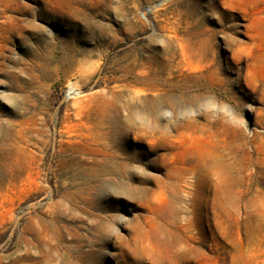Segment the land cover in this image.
Returning <instances> with one entry per match:
<instances>
[{
	"label": "rangeland",
	"instance_id": "374dc122",
	"mask_svg": "<svg viewBox=\"0 0 264 264\" xmlns=\"http://www.w3.org/2000/svg\"><path fill=\"white\" fill-rule=\"evenodd\" d=\"M258 20L264 0H0V264H264Z\"/></svg>",
	"mask_w": 264,
	"mask_h": 264
},
{
	"label": "bare ground",
	"instance_id": "6f19581e",
	"mask_svg": "<svg viewBox=\"0 0 264 264\" xmlns=\"http://www.w3.org/2000/svg\"><path fill=\"white\" fill-rule=\"evenodd\" d=\"M254 23H258L259 27L261 28V31H264V20H258V21H255ZM76 85L77 84H75V83L71 84L70 93L72 94V96L81 94V91L76 87ZM206 153L207 154L210 153V150L207 148L205 150H203V149L202 150L201 149L200 150H197V149L190 150V155H192L195 158H198V157H200ZM205 169H206V171H217V173H219L220 169H221V165L217 161H210V162L206 163ZM188 185L190 186V184H188ZM181 228H182V230L186 231L185 232L186 234H185V237L181 238L180 245H182L183 247H188L190 245L188 240L190 238H192L195 248H199L200 238L198 235H194V233H193V231L195 230V226L193 224V221L190 219L184 220V223L181 225ZM197 245H199V246H197Z\"/></svg>",
	"mask_w": 264,
	"mask_h": 264
},
{
	"label": "clouds",
	"instance_id": "9594fccd",
	"mask_svg": "<svg viewBox=\"0 0 264 264\" xmlns=\"http://www.w3.org/2000/svg\"><path fill=\"white\" fill-rule=\"evenodd\" d=\"M165 115L168 116V115H171V113H165ZM137 124L142 125L144 127H151V122L144 120L140 116L136 117V122L133 125L135 126Z\"/></svg>",
	"mask_w": 264,
	"mask_h": 264
}]
</instances>
